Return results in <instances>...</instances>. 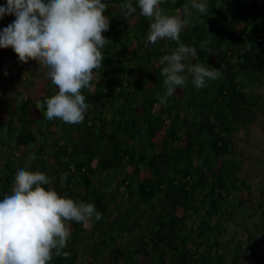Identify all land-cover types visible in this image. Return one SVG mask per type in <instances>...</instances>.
<instances>
[{
  "label": "trees",
  "instance_id": "trees-1",
  "mask_svg": "<svg viewBox=\"0 0 264 264\" xmlns=\"http://www.w3.org/2000/svg\"><path fill=\"white\" fill-rule=\"evenodd\" d=\"M186 2L161 7L175 14ZM120 3L110 0L105 12L110 25L102 35L112 42L93 87L82 90L89 105L83 122L43 116L41 102L53 94L49 80L38 101L20 92L7 100L0 189L24 166L55 177L51 187L60 195L101 213L89 227L68 222L67 255L51 264H76L81 256L94 264H236L256 243V233L243 239L238 231L255 214L264 219V197L249 202L252 187L240 178L246 156L233 140L264 113L247 90L263 84L264 0H208L207 14L193 11L180 40L197 56L186 63L221 75L202 88L186 83L163 105L158 61L177 45L149 44L150 19L139 10L125 19ZM224 233L231 239L223 242Z\"/></svg>",
  "mask_w": 264,
  "mask_h": 264
},
{
  "label": "clouds",
  "instance_id": "clouds-1",
  "mask_svg": "<svg viewBox=\"0 0 264 264\" xmlns=\"http://www.w3.org/2000/svg\"><path fill=\"white\" fill-rule=\"evenodd\" d=\"M166 2L121 0L119 7L125 19L137 10L150 19L148 43L170 40L177 45L158 61L165 90L158 97L161 105L186 83L202 88L221 75L220 69L186 63L197 56V50L180 40L193 11L208 13V0H187L175 14L161 7ZM109 4L110 0H6L0 4V20L14 16L0 29V49L11 48L21 59L37 57L44 78L54 86L53 94L41 102L47 120L79 124L85 119L89 105L82 90L93 87L94 70L104 60L102 50L112 42L102 35L109 30L110 19L105 15ZM54 183L55 177L18 166L11 186L0 189V264H51L53 256L67 255L63 250L70 238L69 221L101 218L94 204L60 195L51 187Z\"/></svg>",
  "mask_w": 264,
  "mask_h": 264
},
{
  "label": "rangeland",
  "instance_id": "rangeland-1",
  "mask_svg": "<svg viewBox=\"0 0 264 264\" xmlns=\"http://www.w3.org/2000/svg\"><path fill=\"white\" fill-rule=\"evenodd\" d=\"M6 0H0V4H4ZM14 20V16H5L0 20V29L6 27ZM150 44V43H149ZM44 69L38 63V58L28 56L27 59H21L17 54L13 53L11 48L0 49V122L5 120V105L7 100L13 99L16 93L20 92L24 96H28L34 101H38L44 93V84L47 79L43 76ZM5 73H7L5 75ZM263 84L248 88V91L256 95L258 101L264 103V68L261 72ZM2 128L0 129V133ZM235 152H243L246 158L242 164L240 178L250 183L252 193L248 196V200L252 204H256L264 197V113L258 114L254 123L247 128H242L233 135ZM11 143V142H10ZM13 143H11L12 145ZM8 149L7 145L2 142L0 135V175L5 162L3 156L4 151ZM5 154V153H4ZM33 155H29L25 162L30 160ZM257 161H256V160ZM255 160V161H254ZM87 227L91 225V221L86 222ZM256 235V243L250 257L239 261L236 264H264V219L257 214L253 215L251 220L245 224V227L238 231L240 236L245 239L249 233ZM231 234L224 233L222 241L231 239ZM84 255V254H83ZM76 264H94L87 261L84 256L78 260Z\"/></svg>",
  "mask_w": 264,
  "mask_h": 264
},
{
  "label": "crops",
  "instance_id": "crops-1",
  "mask_svg": "<svg viewBox=\"0 0 264 264\" xmlns=\"http://www.w3.org/2000/svg\"><path fill=\"white\" fill-rule=\"evenodd\" d=\"M246 158H250V157H246ZM246 158H244V160H245ZM255 160H256V159H255ZM255 160H254V161H255ZM256 161H257V160H256ZM263 162H264V161H263ZM257 216H258V215H257ZM258 217H259V216H258Z\"/></svg>",
  "mask_w": 264,
  "mask_h": 264
}]
</instances>
